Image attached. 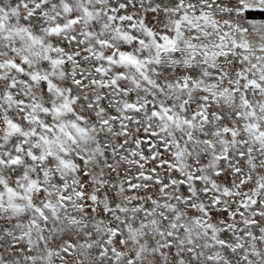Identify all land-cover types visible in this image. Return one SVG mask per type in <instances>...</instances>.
Returning a JSON list of instances; mask_svg holds the SVG:
<instances>
[{
    "label": "snow or ice",
    "instance_id": "6c2138e0",
    "mask_svg": "<svg viewBox=\"0 0 264 264\" xmlns=\"http://www.w3.org/2000/svg\"><path fill=\"white\" fill-rule=\"evenodd\" d=\"M0 264H264V0H0Z\"/></svg>",
    "mask_w": 264,
    "mask_h": 264
}]
</instances>
